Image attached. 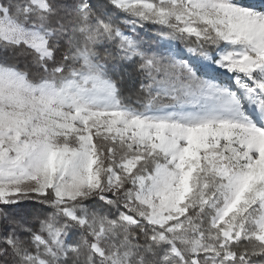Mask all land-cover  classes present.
Returning <instances> with one entry per match:
<instances>
[{
	"label": "snow or ice",
	"instance_id": "snow-or-ice-1",
	"mask_svg": "<svg viewBox=\"0 0 264 264\" xmlns=\"http://www.w3.org/2000/svg\"><path fill=\"white\" fill-rule=\"evenodd\" d=\"M0 264H264V0H0Z\"/></svg>",
	"mask_w": 264,
	"mask_h": 264
},
{
	"label": "trees",
	"instance_id": "trees-1",
	"mask_svg": "<svg viewBox=\"0 0 264 264\" xmlns=\"http://www.w3.org/2000/svg\"><path fill=\"white\" fill-rule=\"evenodd\" d=\"M129 85H130V89H134L137 86L136 82L129 81L126 79L123 85L124 92H129Z\"/></svg>",
	"mask_w": 264,
	"mask_h": 264
},
{
	"label": "rangeland",
	"instance_id": "rangeland-1",
	"mask_svg": "<svg viewBox=\"0 0 264 264\" xmlns=\"http://www.w3.org/2000/svg\"><path fill=\"white\" fill-rule=\"evenodd\" d=\"M249 2H253V3H259V0H249ZM132 90L130 89V85H129V91ZM129 92H124L125 95H127Z\"/></svg>",
	"mask_w": 264,
	"mask_h": 264
}]
</instances>
